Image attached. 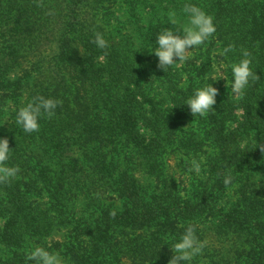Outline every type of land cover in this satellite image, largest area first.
Returning <instances> with one entry per match:
<instances>
[{"label":"trees","instance_id":"obj_1","mask_svg":"<svg viewBox=\"0 0 264 264\" xmlns=\"http://www.w3.org/2000/svg\"><path fill=\"white\" fill-rule=\"evenodd\" d=\"M106 1L115 5L121 1L126 10L134 12L141 9L135 0ZM157 1L160 4L174 0ZM37 2L0 0V87L22 85L23 77L11 79L4 75L6 63H16L22 59L21 54L36 53L37 39L45 36L49 25L51 33L60 32L59 60L54 62L51 72L62 75L59 85L69 95L65 91L51 92L62 104L51 119H40L38 132L16 129L13 141L17 145L10 147L7 164L16 166L24 157L25 171L21 170L10 183L0 185V213L5 218L0 228L5 259H0V264H35L26 260V251L32 248L25 243L35 235L31 232L48 229V224L70 225L66 221L70 217L66 187L73 183L85 185L91 177L92 183H102L97 185L99 193L92 198L102 202L96 219L69 234L63 245L53 242L46 247L47 243L39 241L46 250L59 253L63 264H168L173 255L168 243L178 241L188 224L196 227L199 236L197 223L205 220L217 222L213 227L216 237L234 241L229 264H264V182H249L251 171L264 175V154L256 148V143L264 142V0L179 3L182 8L186 3L196 5L213 17L216 32L201 45L207 55L212 48L220 52L232 44L235 50L227 54V59L235 63L243 58L241 49H247L251 53L250 67L260 77L259 82L250 81L243 98L228 96L219 102L218 112L203 118L190 114L185 101L193 95V88L181 84V72H173L172 66L158 80L162 92L151 96L144 92L139 82L141 76L130 70L134 61L96 24L100 23L97 13L105 9L103 0H43V7H37ZM49 11L55 15H46ZM152 27H148L149 31L154 30ZM163 29L149 35L153 46ZM96 32L108 42L106 49L92 43ZM210 62L207 56V72ZM196 68L195 73L203 81L206 70ZM16 90L10 92L14 94ZM237 108L243 112L242 121L225 132V124L233 120ZM140 122L148 137L140 130ZM185 124H189L191 132L183 129ZM2 130L0 123V139L6 134ZM40 142L53 148L46 154L56 155L60 161L70 153L69 148L64 150L66 142L69 147L77 146L76 150L81 152L79 162L89 165L92 173L83 180L68 175L61 183L59 176L66 173L62 164L57 173L44 176L37 169L39 163L30 161L28 156ZM118 142L134 151V156L143 161L146 175L158 182L154 197L143 195L132 172L116 166L112 159L108 161L105 150ZM169 148L177 149V153L186 148L191 150L187 152L210 153L199 187L188 194L179 193L176 185L162 180L165 173L161 159ZM227 175L233 180L225 187L223 180ZM47 188L54 202L49 209L53 214L46 220L47 215H42L36 200ZM229 190H234V198L222 205L220 202ZM109 192L116 193L119 208L104 205L97 197ZM113 211L114 217L110 215Z\"/></svg>","mask_w":264,"mask_h":264},{"label":"rangeland","instance_id":"obj_2","mask_svg":"<svg viewBox=\"0 0 264 264\" xmlns=\"http://www.w3.org/2000/svg\"><path fill=\"white\" fill-rule=\"evenodd\" d=\"M135 1L137 4L139 3L141 5V9L134 12V10H126L121 1L118 2V5H115L103 0L102 6L105 9H102L97 13V19H99L100 23L96 24L102 26L106 34L115 39L118 43V47L127 52L126 55L134 61L135 66L130 70L137 72L141 76L139 80L140 86L144 88V92L149 93L151 96L155 92H162L161 83L158 80L164 73H166V71H168V68L164 71L157 67L158 58L152 53L158 45H152L149 35L154 30H159L161 27L173 30L175 33L176 26L169 22V11H175L176 19L180 23H185L187 21V16L183 13L182 7L179 4L183 0H174L160 4L157 0ZM149 26H153L152 28H154V30L149 31ZM46 27L49 29L44 30L46 31L45 36L37 39L38 46L36 53L29 55L21 54L19 55V58L22 59H18L16 63H6L5 66L6 69L4 75H9L8 77L11 79L23 77L22 85H19L18 87L16 86L17 88L14 87L17 89L14 94L10 92V90L14 88L8 89L4 85L1 86L2 88L0 87V100H3V103H0V123L3 129L2 131L6 133L3 138L8 139L9 147L17 145V143L13 141V138H15L17 134L16 129L18 128L14 124V116L20 107L25 106L32 100L33 97L37 95H43L46 98L55 99L51 92L55 93L56 90L58 92L65 91L67 95H69L68 91L62 88V84L59 85L62 75H55L51 72V67L54 62L59 60L57 52L60 32L55 30L51 33V26L47 25ZM211 50L212 52L210 51V54L207 55L208 52L205 47L199 46L198 48H195L188 61L179 67L173 65L172 70L173 72H181L179 81L184 86L192 87L193 92L197 88L204 87L207 83H210L213 87L217 88L219 95L216 97V104L213 108L214 111L216 110L218 112L219 102L221 100H225L228 96L232 99L234 98L230 92V88L225 86L227 84L226 80L219 79L214 81V79L218 78L217 68L221 63L226 66L231 63L227 59V56L222 57L219 55V51L214 50L213 48ZM207 56H210L211 58V62L208 65V72L206 68L207 65L205 64ZM41 60L44 62L40 63ZM6 61L7 59H5L4 63ZM176 62H179L178 58H176ZM196 66L201 70H206L207 74H205L203 81V78L195 73V70H197ZM223 71L228 82L231 83L233 77L230 66L225 67ZM26 73L27 76H25ZM66 73L67 72H65V74ZM233 114L235 115L233 120L228 121L227 124H225V132L233 130L237 124L242 121L243 112L241 109H235ZM142 125L143 124L140 122V130L144 134H147L146 136L148 137V131ZM183 129L187 132L192 131L189 124H185ZM186 141L187 140H185L184 143ZM67 143L68 142L65 143L67 147L64 148V150L69 148L70 153L67 154V158H63L61 161L56 155L51 157L50 154H46L48 149L53 148L49 147L48 144H43L42 142L39 143L34 152L28 154V156L31 157L29 160H35L34 162L39 163L37 169L41 170L44 176L46 173H57L61 169L62 164H64L65 167L62 169L66 173L59 176L63 179L61 183L67 179L68 175H75L76 177L79 176L83 180L84 177L92 173V170L88 169L89 165H83L79 162L81 152L76 150L77 146L69 147V143ZM41 146L43 150H41ZM62 146L63 144L61 145V148ZM187 151L191 150H187L186 148L182 150V153H177V149L169 148L166 153V157L163 156L161 159L163 172L165 173L163 174L164 179L162 180L176 185L179 193L182 192L185 194H188V191L192 192V190L194 191L195 188L199 187L201 172L204 171L207 157L210 155V153L206 151H198L195 153ZM105 152L108 153V161L112 159L115 161V164H117L116 166L128 169L132 172L134 178L140 182L143 195L148 197L155 196L156 192L159 190L158 182L154 180V177L146 175L145 167L142 163L143 161L134 156V151L128 149L125 144L118 142L114 143L111 149H106ZM193 159L201 163V172L199 175L194 171H188L191 167V161ZM24 160L25 158L23 157L19 163H15L16 166L20 168V171L22 170L23 172L25 171L23 167ZM250 174H252V179L249 181L251 184L256 183L260 185L264 182L263 174H256L253 171H251ZM91 178L85 185L80 184V186H78L76 183H73L70 188L66 187V195L69 196L67 213L70 214V217L66 221H70L71 224L67 225L69 223L66 222V225L62 227L55 226V224V227H53L52 224H46L48 229H38L31 232L35 235H33L31 239L25 243L26 246L29 248L41 246L39 241L47 243L46 247H50L53 242L63 245L66 243L69 234L71 235V233H75V230L78 228L80 229L84 223L89 224L96 219L97 212L99 211L102 202L99 201L101 202L99 203L98 200H92V198L96 197L99 193L97 185H102V183L95 181L92 183ZM55 179L57 181V175H55ZM44 191L43 196L36 201L39 204L38 208L40 209L42 215H47V217H45L47 220L48 216L53 214L49 209L51 208V203L54 201L49 195L48 188ZM97 197L102 199L104 205H112L113 208H119L120 206L119 200L114 192L99 194ZM233 198L234 190H229L225 194V199L220 203L224 205V202L227 200H233ZM4 223V215L0 213V228L4 225ZM216 224L217 222L212 224L210 220L197 223V227L199 229V236L197 237L201 241H207V246L203 249L201 255L196 256L190 262H185V264H229L231 249L234 247V241L232 239L227 240L216 237L213 232V227ZM39 234H41V238H37ZM0 259H5L1 246ZM181 264H183V262Z\"/></svg>","mask_w":264,"mask_h":264},{"label":"clouds","instance_id":"obj_3","mask_svg":"<svg viewBox=\"0 0 264 264\" xmlns=\"http://www.w3.org/2000/svg\"><path fill=\"white\" fill-rule=\"evenodd\" d=\"M37 7H43V0H38ZM183 13L187 16L185 23H180L176 19L175 11H169V22L176 26L175 33L170 29H163L156 38L158 47L152 53L158 58L157 67L161 70L175 65L179 67L188 61L192 51L203 45L216 32L213 17L206 14L200 7L186 3L182 8ZM46 15H55L53 11H49ZM182 33V34H181ZM97 48L106 49L108 42L99 32L94 34L92 41ZM191 49V50H190ZM235 50V46L230 44L224 47L219 55L226 57L229 52ZM242 59L238 62L231 63L226 66L221 63L217 68L218 78L227 81L226 87L230 88V92L234 99H241L245 94V89L249 86L250 81L259 82L260 77L254 73L250 67L252 63L251 53L247 49H241ZM178 58L179 62H176ZM103 59V57H101ZM231 68L233 80L228 82L223 71L225 67ZM219 95L217 88L207 83L202 88H197L193 95L185 101L190 109V114L194 117H206L210 113L214 114L213 106L216 104V97ZM62 104V101L46 98L43 95H37L32 98L25 106L20 107L14 116L15 125L22 128L26 133L38 132L40 129L39 121L43 117L51 119L55 115V109ZM256 148L264 154V142L256 143ZM10 147L7 138L0 139V185L8 184L13 179L18 178L20 168L18 166H8L7 162L10 157ZM189 172L200 174L201 163L193 159ZM258 174V173H256ZM232 176L227 175L223 180L225 187L232 184ZM115 216V212L110 213ZM170 251L173 253L168 260V264H185L192 261L196 256L202 254L203 249L207 246V241H201L196 235V227L188 224L178 241L169 242ZM26 260L34 261L35 264H63V260L59 253H53L46 250L43 246H35L31 250L26 251Z\"/></svg>","mask_w":264,"mask_h":264}]
</instances>
